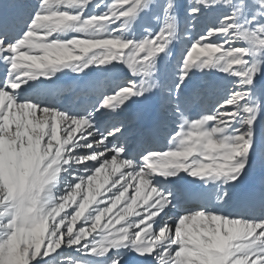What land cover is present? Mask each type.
I'll use <instances>...</instances> for the list:
<instances>
[{"label": "snow or ice", "instance_id": "6c2138e0", "mask_svg": "<svg viewBox=\"0 0 264 264\" xmlns=\"http://www.w3.org/2000/svg\"><path fill=\"white\" fill-rule=\"evenodd\" d=\"M0 264H264V0H0Z\"/></svg>", "mask_w": 264, "mask_h": 264}, {"label": "bare ground", "instance_id": "6f19581e", "mask_svg": "<svg viewBox=\"0 0 264 264\" xmlns=\"http://www.w3.org/2000/svg\"><path fill=\"white\" fill-rule=\"evenodd\" d=\"M65 86H68L71 84V81H64Z\"/></svg>", "mask_w": 264, "mask_h": 264}]
</instances>
